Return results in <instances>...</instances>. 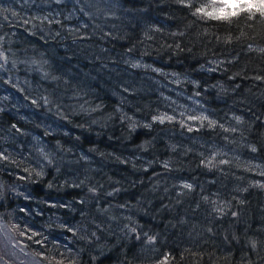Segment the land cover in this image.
Segmentation results:
<instances>
[{"label": "trees", "instance_id": "obj_1", "mask_svg": "<svg viewBox=\"0 0 264 264\" xmlns=\"http://www.w3.org/2000/svg\"><path fill=\"white\" fill-rule=\"evenodd\" d=\"M211 2L0 0L35 97L0 112V215L40 263L264 264V15Z\"/></svg>", "mask_w": 264, "mask_h": 264}, {"label": "rangeland", "instance_id": "obj_2", "mask_svg": "<svg viewBox=\"0 0 264 264\" xmlns=\"http://www.w3.org/2000/svg\"><path fill=\"white\" fill-rule=\"evenodd\" d=\"M211 1L212 2L208 5L209 11H212L213 7H221L219 2L214 5L213 0ZM12 4L14 5L15 3L12 2ZM4 59H7V55L0 50V61H3ZM11 83L12 86L6 81L0 80V112H6L11 117L16 120L18 119L21 122L31 121L35 116V108L30 103L35 102V97L28 94V92L26 98L20 94V91L17 88H22L20 86V79L15 78L14 80H11ZM30 139L33 143L37 142V138L34 136H31ZM34 146L36 149V144ZM24 191H26V193L23 194L28 196V190L25 189ZM18 193L20 194V192ZM13 218L14 217L10 218L12 219V223H14ZM8 223L9 221L6 222L4 217L0 215V252H11V260L15 264H43L36 259L35 255L31 254L26 249V246L21 241L20 237L13 234L10 230V224ZM5 264L8 263L5 262Z\"/></svg>", "mask_w": 264, "mask_h": 264}, {"label": "snow or ice", "instance_id": "obj_3", "mask_svg": "<svg viewBox=\"0 0 264 264\" xmlns=\"http://www.w3.org/2000/svg\"><path fill=\"white\" fill-rule=\"evenodd\" d=\"M220 3L221 7H213V10L205 14L213 19L227 20L230 17L238 16L241 12L256 11L264 15V0H213L215 5ZM198 11H204L198 9Z\"/></svg>", "mask_w": 264, "mask_h": 264}]
</instances>
